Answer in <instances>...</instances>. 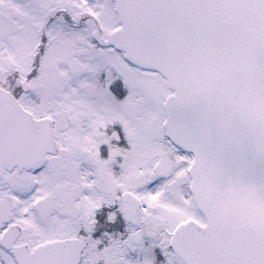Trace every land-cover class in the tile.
<instances>
[{"label": "snow or ice", "instance_id": "1", "mask_svg": "<svg viewBox=\"0 0 264 264\" xmlns=\"http://www.w3.org/2000/svg\"><path fill=\"white\" fill-rule=\"evenodd\" d=\"M0 264H264V0H0Z\"/></svg>", "mask_w": 264, "mask_h": 264}]
</instances>
